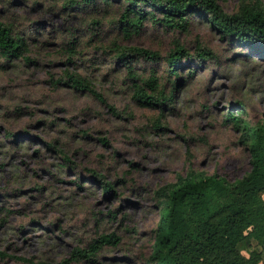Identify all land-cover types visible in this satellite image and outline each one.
<instances>
[{"label": "rangeland", "instance_id": "rangeland-1", "mask_svg": "<svg viewBox=\"0 0 264 264\" xmlns=\"http://www.w3.org/2000/svg\"><path fill=\"white\" fill-rule=\"evenodd\" d=\"M218 1L232 14L243 0ZM33 2L0 0V20L29 43L23 56L0 52V264H61L110 233L121 238L118 245H104L94 263L70 264H147L158 188L190 167L230 181L250 170L240 133L225 119L243 108L250 123L264 122V53L211 30L198 14L188 32L148 22L127 39L118 30V4L95 26L82 14L64 16L53 1ZM80 27L74 54L66 43ZM176 40L192 54L199 42L220 62L196 67L171 112L141 107L127 70L115 63L118 47L167 56ZM182 63L183 73L194 69ZM152 66L166 68L141 60L139 71L149 77ZM72 72L104 101L68 85ZM91 170L116 182L114 195L106 197Z\"/></svg>", "mask_w": 264, "mask_h": 264}, {"label": "trees", "instance_id": "trees-1", "mask_svg": "<svg viewBox=\"0 0 264 264\" xmlns=\"http://www.w3.org/2000/svg\"><path fill=\"white\" fill-rule=\"evenodd\" d=\"M40 1L55 2L67 17L85 15L95 26L102 23L99 19L102 13L110 12L118 4L121 7L118 30L127 39L139 35L148 22L167 30L188 32L192 15L198 14L207 20L211 30L253 52L264 53L263 0H243L239 10L232 14L226 13L218 0H34L33 3ZM82 31L80 27L70 32L72 38L66 45L71 53L77 54ZM28 51L25 36L13 33L0 20V52L16 57ZM141 60L155 64L163 61L166 68L162 71L152 66L150 76L145 77L139 71ZM183 60H188L194 69L183 73L186 65ZM209 62H220L213 50L198 42L192 54L179 40L167 56L140 46L118 47L115 56L117 66L127 70L136 103L144 108L161 109L162 113L174 109L178 90L198 76L196 67H206ZM67 76L68 85L104 101L85 77L73 72ZM246 114L243 108L237 115L229 111L225 122L239 131L250 170L230 181L190 167L174 182L158 188L155 196L160 218L147 264H264V122L252 124L246 120ZM6 134L12 135L10 131ZM47 146L51 148L50 143ZM91 172L106 197L114 195L116 182L95 170ZM120 241L116 233L101 234L88 247L76 248L71 259L61 264H70V260L94 263L104 245H118ZM2 255L5 253L0 252Z\"/></svg>", "mask_w": 264, "mask_h": 264}]
</instances>
